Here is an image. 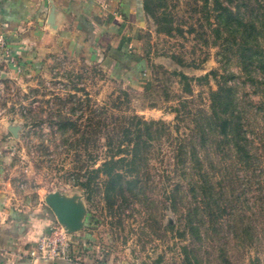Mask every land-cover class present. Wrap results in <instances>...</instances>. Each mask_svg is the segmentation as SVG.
Segmentation results:
<instances>
[{
    "label": "rangeland",
    "instance_id": "374dc122",
    "mask_svg": "<svg viewBox=\"0 0 264 264\" xmlns=\"http://www.w3.org/2000/svg\"><path fill=\"white\" fill-rule=\"evenodd\" d=\"M144 5L137 59L127 72L65 50L49 54L31 72L4 70L0 148L9 152L12 186L33 204L52 193L81 202L89 215L85 244L105 264H264V112H258L264 85L244 84L234 47L238 37L229 30L233 24L226 22L227 29L223 22L224 9L250 19L264 1ZM257 83H264L262 74ZM219 87L231 88L250 111L248 131L260 165L232 169L222 210L196 215L189 209L202 205L190 195L174 204V151L209 128L211 93ZM142 120L161 124L143 182L108 183L106 190L104 177L92 180L89 201L80 183H89L108 157L109 136L124 127L142 128Z\"/></svg>",
    "mask_w": 264,
    "mask_h": 264
},
{
    "label": "crops",
    "instance_id": "0c3cea01",
    "mask_svg": "<svg viewBox=\"0 0 264 264\" xmlns=\"http://www.w3.org/2000/svg\"><path fill=\"white\" fill-rule=\"evenodd\" d=\"M144 19V0H0V35L21 58L22 73L62 50L127 72L137 59ZM6 69L0 62V78ZM8 156L0 148V264H105L88 249L84 230L70 235L72 262L28 256L54 225L55 215L43 198L33 204L13 188Z\"/></svg>",
    "mask_w": 264,
    "mask_h": 264
},
{
    "label": "trees",
    "instance_id": "16d2710c",
    "mask_svg": "<svg viewBox=\"0 0 264 264\" xmlns=\"http://www.w3.org/2000/svg\"><path fill=\"white\" fill-rule=\"evenodd\" d=\"M224 14L225 28L230 26L227 23H232L229 30H233L238 37L234 47L236 46L240 76L244 84L248 81L257 88L262 87L264 83L256 84V81L261 74L264 81V9L254 10L250 19H246L240 11L239 15L235 16L232 11L224 9ZM219 89L211 93L213 116L206 120L209 128H202L199 138H191L187 142V148L183 149L184 145H181L179 151H174L175 175L178 182L174 204L178 206L190 195L195 202L200 201L202 205L189 209V212L196 215L222 210L220 200L225 197L224 183L231 179V171L237 166L249 170L260 165V157L254 151L255 141L248 131L250 111L240 99L238 101V95L233 93L231 88ZM261 90L264 95V87ZM261 111L264 112V101L258 108V112ZM137 118L133 117L131 121ZM138 125L142 128L124 127L118 135L109 136L108 157L102 161L99 168L93 170L94 176L89 179V183H80L87 191L89 201L95 194L92 180H102L104 177L106 190L108 183L118 187H137L143 182L142 177L145 176L147 164L150 162L147 156L152 152L151 142L160 140L159 129L156 127L161 124L142 120L138 121ZM97 162L98 160L96 164ZM181 186L188 190L187 193L181 190ZM109 196L107 193V197Z\"/></svg>",
    "mask_w": 264,
    "mask_h": 264
},
{
    "label": "built area",
    "instance_id": "2783aa9c",
    "mask_svg": "<svg viewBox=\"0 0 264 264\" xmlns=\"http://www.w3.org/2000/svg\"><path fill=\"white\" fill-rule=\"evenodd\" d=\"M20 59L7 39L0 35V62L17 73H22ZM27 253L32 259L65 262L74 260L70 235L60 224L51 226L48 232L37 241L36 246Z\"/></svg>",
    "mask_w": 264,
    "mask_h": 264
},
{
    "label": "water",
    "instance_id": "95a60500",
    "mask_svg": "<svg viewBox=\"0 0 264 264\" xmlns=\"http://www.w3.org/2000/svg\"><path fill=\"white\" fill-rule=\"evenodd\" d=\"M45 203L69 235L84 230L89 215L81 202L77 203L59 193H52L45 197Z\"/></svg>",
    "mask_w": 264,
    "mask_h": 264
}]
</instances>
